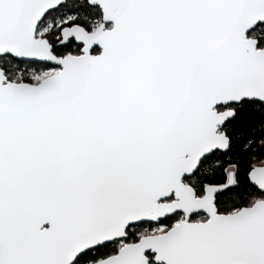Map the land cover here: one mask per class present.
I'll return each instance as SVG.
<instances>
[{"label":"snow or ice","instance_id":"1","mask_svg":"<svg viewBox=\"0 0 264 264\" xmlns=\"http://www.w3.org/2000/svg\"><path fill=\"white\" fill-rule=\"evenodd\" d=\"M0 264H264V0H0Z\"/></svg>","mask_w":264,"mask_h":264}]
</instances>
